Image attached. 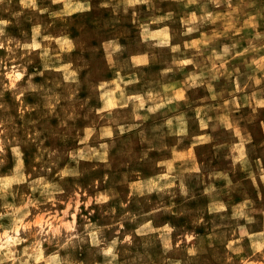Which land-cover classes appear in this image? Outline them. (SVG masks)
<instances>
[{
	"label": "rangeland",
	"instance_id": "374dc122",
	"mask_svg": "<svg viewBox=\"0 0 264 264\" xmlns=\"http://www.w3.org/2000/svg\"><path fill=\"white\" fill-rule=\"evenodd\" d=\"M104 2L105 0H90L92 6L90 12L74 13L67 23L57 21L54 27L48 30L47 34L57 37L64 36L75 45L70 54H62L61 60L59 62L53 60V63L56 66L71 64L72 70L83 69L78 72L80 81L78 85L62 84L54 88L57 96L64 97L56 106V113L42 118L43 105L47 103V100L41 89L53 88L54 82L61 78V74L45 72L43 77L34 75L37 69L43 71V61L35 54L31 58L32 62L25 64L27 72L23 80L19 82L21 87L26 86L28 77L32 76L31 82L39 86L37 92H26L22 97L23 105L33 110L26 112L25 119L21 120L19 118L20 102L14 99L11 91H5L2 102L9 106V110L7 113L0 110V113L12 118L18 136L25 137L26 133L40 132V140L44 148L63 153L79 147L77 137L82 138L86 128L94 125L109 126L106 122L99 120L96 111L103 107L104 103L99 99L101 90L98 86L101 83L107 85L109 90L117 87L123 88L125 94L129 96H143L149 91L154 94L159 93L157 102H162L165 98L170 99L176 94H183L185 100L173 102L154 114L141 109L138 114L148 116V119L143 121L132 120L133 105L131 103L127 109H114V115L126 118L129 123L135 122L139 127L124 136L117 134L115 147L111 148L108 153L110 169L95 161L81 162V169H87V171L79 181L80 189L70 187L67 189L68 195L71 197L74 192L80 190L86 191L89 196L109 190L118 193L117 198L103 206L104 212L115 208L114 216L102 215L100 206L93 204L91 207L94 209V214L89 219L94 224L106 227L113 220L119 222L126 212L136 215V221H123L124 229L121 239L123 235H134L135 229L149 220L154 228L171 229L172 231L165 233V236L174 249L176 245L180 246L178 252L165 253V241L158 233L150 234V237L146 238L134 235V242H140V246H133L129 250L133 253L139 251L142 256L146 252L145 259L151 257L152 264H169V262L175 264L176 260L184 264L182 257L186 255L183 251L186 247L204 249L200 253L199 264H229L226 242L221 243V240L225 236L231 239L230 233L236 221H232L229 225L227 221H222L221 217L231 218L232 213L240 205L245 201H251L250 207L255 209L252 215L257 223L249 226L241 218L239 224L247 227L250 233L264 231V182L259 180V169L261 165H264V128L261 127V122H264V107L256 106L258 101L264 100V80L258 86L245 87L246 84H250L248 76L253 75L256 68L255 65L249 68L245 61L250 63L252 60H260L264 57V49L259 53H245L243 56H234V53H230L225 58L227 63H224L221 70L225 74H220L217 80L210 81L217 95L215 101L210 99L213 93L207 89L208 74L214 71L213 64L217 67L220 64L219 61L211 58L212 53H222L224 45L231 47L234 42L238 41L236 52H244V49L250 46L259 47V44L264 41H257L254 36L256 31L264 34V19L255 21L258 25L256 29H244L236 41L230 38L231 33L228 36L221 35L227 21L221 22L220 20H217L216 24H201L199 20L190 22L187 27H195L197 30L187 36H182L181 33L186 30L182 21L190 20L193 13L197 17L201 16L200 4L186 8V0H179V2L177 0H152L151 7L141 4L135 9L129 8L128 12L124 13L122 7L119 11H114L111 7L100 8L99 5ZM260 2L264 4V0ZM16 11H20V7L17 0H13L9 12L0 11V18L12 20V24L6 28L8 36L24 42L22 32L27 31L30 36L32 24L26 18L28 16L26 10L18 26L12 15ZM208 11L213 12L214 15H222L227 13L228 9L224 6L216 9L209 4ZM169 12L173 14L171 19H159L167 16ZM41 19L50 22L47 15L42 16ZM153 21L157 22L153 23ZM145 26L150 34L162 33L164 29H167L168 45L160 44V41L164 39L163 35H149L145 39ZM205 39L209 43L201 46L199 42ZM110 42L118 44L121 50L111 53L109 48L106 51L104 46ZM193 42H196L197 47H201V56H194L195 48L185 50L184 45ZM177 44L180 45L181 51L173 53L171 49ZM52 47L55 48L56 45L53 44ZM109 53L115 62V69L108 63ZM5 56H7L6 50L0 49V58ZM142 57L148 59V64L132 67V60ZM183 59H191L193 63L181 67L174 62ZM8 67H11V64ZM169 67L172 71L167 75H162ZM237 69L239 70L238 76ZM117 70L125 78L135 76L139 83L127 86L120 84L116 77ZM202 73L204 82H200L198 87H189L188 85L191 84L189 77ZM226 73L233 75L229 78ZM254 74L260 78L264 76V71L256 70ZM113 81L116 83L113 84ZM237 81L243 88L242 92H236ZM164 89L171 90L167 97L164 95ZM254 93L255 100L246 102V97L251 98ZM68 96L72 97L71 102L66 99ZM116 98H119L118 92H116ZM233 101L231 107L235 108L238 104L240 105L239 110L226 111L223 106ZM150 106L153 105L149 103L146 108ZM209 106H214L207 112V116L211 118L209 127L201 129L196 110ZM254 107L255 112H253ZM179 116L184 117L187 129V135L182 140L170 135L164 123L165 119H173V130H176L175 118ZM222 116H228L229 122L240 130L241 137H236L234 131L224 127L218 119ZM25 121L29 123L26 124ZM32 121L36 122L34 128ZM213 127H216V131H213ZM140 132L144 133L143 138L140 137ZM65 135L68 136L66 141L60 138ZM202 136H212V141L204 144L196 143L197 139ZM249 137L251 138L250 143L243 145L248 164L242 166L237 162L233 166L234 148L240 143L241 138L247 140ZM104 142L112 143L107 140ZM88 146L98 147L96 139L90 140ZM22 151L25 164L28 166L39 148L37 144H32L23 147ZM144 153H147V158L140 159ZM8 158V165L0 170L5 173L14 166L10 152ZM184 162L187 163L184 164ZM68 163L65 157L60 167L63 168ZM182 164H184L182 181L181 179L174 180L173 189L164 193L154 190L145 197L133 195L129 198L132 184L155 181L162 175H168L170 169L172 175H178L182 171ZM194 167L200 168V173L186 170ZM105 175L109 176L107 183L103 180ZM252 175L256 176L255 185L252 183ZM95 181H100L98 188L95 187ZM181 182L187 189V196L179 191L178 185ZM206 189L212 191H206ZM80 198L84 199V197ZM121 204H127V208H122ZM220 204L225 206L223 211H209L213 205ZM62 209L63 205H60L57 210ZM156 209L159 211H155ZM81 211L85 216L88 215L83 205H81ZM106 235L111 237L112 232H106ZM188 237L192 239L189 240ZM144 244H147V248ZM250 244L251 241L246 236L243 241L245 252L240 255L231 254L234 264H260L256 258L249 260ZM83 258V255L79 256V259Z\"/></svg>",
	"mask_w": 264,
	"mask_h": 264
},
{
	"label": "clouds",
	"instance_id": "9594fccd",
	"mask_svg": "<svg viewBox=\"0 0 264 264\" xmlns=\"http://www.w3.org/2000/svg\"><path fill=\"white\" fill-rule=\"evenodd\" d=\"M20 11L12 13L19 26L20 18L25 16L27 10L28 21L32 24L31 34L27 31L22 32L24 42L10 38L6 32V28L12 24V20L0 18V49L7 52V56L0 58V110L7 113L9 106L2 102L5 91H11L16 101L20 102L19 118L25 119V113L33 109L23 105L22 97L26 92H37L39 86L33 84L32 76L28 77L26 86L21 87L19 82L23 80L27 68L26 63L32 62V56L38 55L43 61V71L36 70L34 75L44 76L45 72L60 73L61 78L54 82L53 88L41 89L43 91L47 103L43 105L42 118L48 117L56 113V106L64 97L57 96L54 92L55 87H60L62 84L71 85L79 84L78 72L83 69L72 70L71 64H60L56 66L53 60L59 62L62 54L71 53L75 45L72 44L64 36H54L47 34L48 30L53 28L57 21L67 23L74 13H86L92 10L90 0H17ZM179 2V0H177ZM149 5L151 7L152 0H105L104 3L99 5L100 8H112L114 11H119L122 7L124 13H127L129 8L135 9L137 5ZM200 4L202 15L197 17L195 13L191 15L190 20L185 19L182 24L186 26V30L181 33L182 36H187L196 31L195 27H187L190 22L199 20L201 24L211 23L216 24L217 20L221 22L227 21L226 27L221 35L228 36L236 41L240 37L244 29H256L258 27L255 21L257 19H264V4L260 0H186L185 7L190 5ZM213 5L216 9L224 6L228 9L227 13L222 15H214L213 12L208 11V5ZM13 0H0V11L9 12ZM47 15L48 21L41 19L42 16ZM135 16V12H133ZM172 13L169 12L167 16L160 17V20H169L172 18ZM157 21H153L155 23ZM239 25V27H237ZM167 29L162 33L150 34L145 26L144 36L145 39L149 35L164 36L160 41L161 45H168ZM242 38V37H241ZM254 39L257 41H264V34L259 31L255 32ZM238 42V41H237ZM237 42H234L231 47L228 45L223 46L222 53H212V59L219 61V67L213 64L214 71L209 73V82L207 89L213 93L210 97L211 100H217V95L214 92L213 85L210 81L217 80L220 74H225L221 70L224 63H227L226 57L230 53L234 56H243L245 53H259L264 49V42L259 44V47H252L244 49V52H236ZM201 46H206L209 41L207 39L199 42ZM53 44L56 45L53 48ZM105 50L111 49V53L119 52L120 46L115 42L106 44ZM185 50L195 48L194 56H201V47H197L196 42L186 43ZM173 53L181 51L180 45L172 47ZM53 53L55 55H53ZM108 55V63L115 69V62L112 60V55ZM234 58V57H233ZM178 66H185L192 64L193 60L183 59L174 61ZM247 66L251 68L256 66V70L264 71V57L260 60H252L250 63L245 61ZM11 64V67L8 65ZM141 64H148L147 58L133 59L132 67ZM172 68L164 70L162 75H167L171 72ZM248 76L251 85H260L264 80V76L257 78L255 74ZM231 78L232 73H226ZM239 70L237 69V76ZM117 81L120 84L135 85L139 80L135 76L127 78L120 75V71H116ZM191 84L189 87H198L200 82H204V74L194 75L189 77ZM7 81V82H5ZM113 84L116 81L112 82ZM101 90L99 99L103 101V107L96 109L100 121H104L109 126L86 128L85 134L82 138L77 137L79 147L66 151L57 152L43 147V142L40 140V132L26 133L25 137L17 135L16 126L11 117L0 113V170L6 168L9 163L8 153H11V158L14 166L8 170L7 173L0 171V264H152L151 257L140 255L139 251L136 253L131 252L129 249L133 246L139 247L140 242H134V235L141 238L150 237V234L158 233L164 239V252H178L180 246L176 245L175 249L172 244L168 242L165 233L171 232V229H157L151 226V221L141 224L140 227L135 229L134 235H123L124 220L136 221L137 216L130 213H125L119 222L113 220L106 227H101L98 224L92 223L89 219L94 214L92 205L100 206L102 215L106 217L114 216L116 209L110 208L108 212L103 211V206L108 204L110 200L117 198L118 193L109 190L104 193H98L95 196H89L86 191L80 190L74 192L71 197L68 195L67 189L74 187L80 189L79 181L85 174L87 169H81V162L91 163L98 162L104 164L106 168H111L109 163L108 153L111 148L115 147V139L117 134L124 136L126 133L132 132L138 128L139 125L135 122H127L126 118L114 115V109H127L129 104L132 107V120H147L148 116H140L138 113L141 109H146L149 114L156 113L159 109L179 102L186 98L183 94H176L170 99L165 98L162 102H157L159 93L154 94L152 91L141 95H126L123 88L117 87L114 90H109L108 86L104 83L99 84ZM170 89H164L165 97L168 96ZM239 82H236V92H242ZM116 92L119 93V98H116ZM235 95V93H233ZM69 102L72 97L66 98ZM255 100V93L251 98L246 97V102ZM151 103L153 106L147 107ZM226 103L223 107L226 111H238L240 105L236 104L235 108L231 104ZM257 107H264V100H260L256 104ZM214 106H209L205 109H197V119L199 120V127L207 129L209 127L210 117L207 112L212 110ZM256 108H253L255 112ZM71 117H69L70 119ZM224 127L228 130L234 131L236 137H241L240 130L234 127L233 123L229 122L228 116L218 118ZM25 123H29L25 121ZM32 127H35L36 122L32 121ZM165 125L169 129V134L183 139L187 135L186 124L183 116L175 118L174 120L165 119ZM261 127L264 128V122H261ZM115 129V132H114ZM216 131V127H213ZM143 138L144 133H139ZM63 140H67L68 136H61ZM93 138L96 139L98 147H89V141ZM112 141V143L104 141ZM251 138L247 140L240 139V143L234 148L233 166L239 162L242 166L248 164L247 154L243 145L250 143ZM212 136H202L196 141L198 144L210 143ZM37 144L39 151L35 154L31 163L26 166L23 147ZM67 157L69 163L63 168L60 167L61 161ZM147 158V153L140 159ZM187 162H184L186 164ZM259 163V162H258ZM75 166H72V165ZM184 164H182V171L178 175H172V170L168 175H162L155 181L141 182L131 185L132 191L129 193V198L133 195L138 197H145L146 194L152 193L154 190L159 193H164L173 189V181L183 177ZM30 169V170H29ZM95 170V169H93ZM193 173H200V168L194 167L186 169ZM252 183L256 184V176H251ZM105 183L108 182L109 176L103 177ZM259 180L264 182V165L259 169ZM71 181V183H70ZM163 181V184H161ZM229 183H231L229 181ZM100 181H95V187L98 188ZM93 187V185H89ZM179 191L184 196L188 195L187 189L183 182L179 185ZM206 191H212L206 189ZM175 193H173L174 195ZM80 197H84L81 199ZM63 205L62 210H57L58 206ZM81 205L88 211L85 216L81 211ZM251 201H245L233 213L231 218L221 217L222 221H227L231 225L232 221H236L234 229L231 231V239L227 236L221 240V243L226 242V248L229 253V264H234L232 255H240L245 252L243 246L244 238L247 236L251 241L249 250L251 256L249 260L256 258L260 264H264V231L249 232L247 227L241 226L239 220L242 218L251 226L257 223L252 213L254 208L250 207ZM122 208H127V204H121ZM225 206L223 204L213 205L210 207L211 212H221ZM247 209V211L245 210ZM155 211H159L156 209ZM149 215V214H145ZM79 217V219H78ZM106 232H112V236L106 235ZM214 238V237H213ZM189 240L192 237H188ZM147 248V244H144ZM186 255L182 257L184 264H199L200 253L204 251L202 247H186L183 250ZM83 255V259L79 256ZM171 264V262H169ZM175 264H181L180 260H176Z\"/></svg>",
	"mask_w": 264,
	"mask_h": 264
}]
</instances>
